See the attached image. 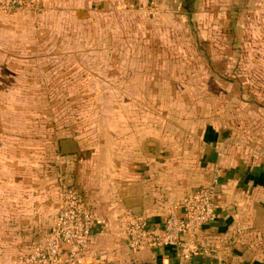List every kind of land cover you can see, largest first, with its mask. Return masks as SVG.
Masks as SVG:
<instances>
[{"label": "rangeland", "instance_id": "obj_1", "mask_svg": "<svg viewBox=\"0 0 264 264\" xmlns=\"http://www.w3.org/2000/svg\"><path fill=\"white\" fill-rule=\"evenodd\" d=\"M6 1L0 264H37L59 208L60 157H122L137 123L163 157L225 154L264 167V0H195L190 15L181 0L157 13ZM68 140L80 151L63 156Z\"/></svg>", "mask_w": 264, "mask_h": 264}, {"label": "crops", "instance_id": "obj_2", "mask_svg": "<svg viewBox=\"0 0 264 264\" xmlns=\"http://www.w3.org/2000/svg\"><path fill=\"white\" fill-rule=\"evenodd\" d=\"M69 1L97 10L99 0ZM104 1L157 13L174 0ZM222 131L220 141L227 138H220ZM146 136L137 123L122 138V157L59 159L61 181L77 188L94 218L83 264H264V167L225 154L216 160L163 157L160 141ZM154 144L157 151L150 149ZM202 186L214 188L217 217L199 232L197 253L185 256L168 246L128 248L125 212L142 215L161 230L169 211L182 212L189 192Z\"/></svg>", "mask_w": 264, "mask_h": 264}, {"label": "built area", "instance_id": "obj_3", "mask_svg": "<svg viewBox=\"0 0 264 264\" xmlns=\"http://www.w3.org/2000/svg\"><path fill=\"white\" fill-rule=\"evenodd\" d=\"M35 1L7 0L4 6L10 9L19 4L33 5ZM59 197L56 220L47 244L37 248L32 259L37 260V264H83L92 243L93 214L72 184L62 181ZM216 217L214 188L197 187L185 198L182 212L169 211L161 230L150 224L146 217L125 212L123 222L127 245L135 252L150 247H174L183 255L190 256L198 252L199 232ZM65 245H68L67 250Z\"/></svg>", "mask_w": 264, "mask_h": 264}, {"label": "water", "instance_id": "obj_4", "mask_svg": "<svg viewBox=\"0 0 264 264\" xmlns=\"http://www.w3.org/2000/svg\"><path fill=\"white\" fill-rule=\"evenodd\" d=\"M230 134V131L229 130H225V131H222L221 134H220V138L221 139H225L226 137H228ZM70 143H66V144H63L62 143V147H61V153L62 154H73V153H77L80 151V147L79 145L77 144V142L75 140H68ZM66 141V142H68ZM70 144V146H68ZM150 149L153 150V151H157L158 150V146L156 144L154 145H151L150 146ZM65 249L67 250L68 249V245H65L64 246ZM65 258L67 259L68 258V254L67 252L65 253Z\"/></svg>", "mask_w": 264, "mask_h": 264}, {"label": "trees", "instance_id": "obj_5", "mask_svg": "<svg viewBox=\"0 0 264 264\" xmlns=\"http://www.w3.org/2000/svg\"><path fill=\"white\" fill-rule=\"evenodd\" d=\"M195 0H183L182 8L186 11V14L190 15L194 10Z\"/></svg>", "mask_w": 264, "mask_h": 264}]
</instances>
